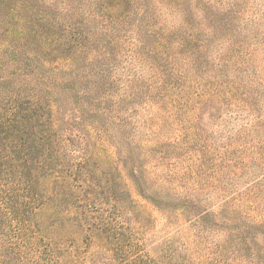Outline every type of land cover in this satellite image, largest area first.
Returning a JSON list of instances; mask_svg holds the SVG:
<instances>
[{
    "label": "rangeland",
    "instance_id": "374dc122",
    "mask_svg": "<svg viewBox=\"0 0 264 264\" xmlns=\"http://www.w3.org/2000/svg\"><path fill=\"white\" fill-rule=\"evenodd\" d=\"M3 1L0 128L98 189L0 216V264H264V0Z\"/></svg>",
    "mask_w": 264,
    "mask_h": 264
},
{
    "label": "trees",
    "instance_id": "16d2710c",
    "mask_svg": "<svg viewBox=\"0 0 264 264\" xmlns=\"http://www.w3.org/2000/svg\"><path fill=\"white\" fill-rule=\"evenodd\" d=\"M8 6L5 1L0 2V12ZM8 10L12 11V8ZM28 108L23 116L19 115V107L8 110L4 126L0 128V216H14L12 219L20 222L16 214L23 212L30 217L37 206L57 205L59 198H65L71 206H74L75 200L80 201L77 208L85 207L88 211L92 208V204L87 203L88 193L98 189V185L86 161L79 160L76 164L61 162L55 146L57 137L51 124ZM20 127L28 129V140L26 145L17 146L16 139L22 132L18 131ZM14 151L22 158L12 160ZM40 178L45 184L42 196Z\"/></svg>",
    "mask_w": 264,
    "mask_h": 264
}]
</instances>
